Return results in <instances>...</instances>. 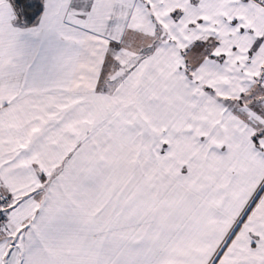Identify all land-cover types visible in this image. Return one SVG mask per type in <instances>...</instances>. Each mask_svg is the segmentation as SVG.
<instances>
[{
    "label": "snow or ice",
    "instance_id": "snow-or-ice-1",
    "mask_svg": "<svg viewBox=\"0 0 264 264\" xmlns=\"http://www.w3.org/2000/svg\"><path fill=\"white\" fill-rule=\"evenodd\" d=\"M0 264H264V0H0Z\"/></svg>",
    "mask_w": 264,
    "mask_h": 264
}]
</instances>
